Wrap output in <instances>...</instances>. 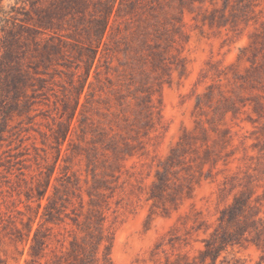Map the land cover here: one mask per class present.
Instances as JSON below:
<instances>
[{
  "label": "rangeland",
  "instance_id": "374dc122",
  "mask_svg": "<svg viewBox=\"0 0 264 264\" xmlns=\"http://www.w3.org/2000/svg\"><path fill=\"white\" fill-rule=\"evenodd\" d=\"M0 264H264V0H0Z\"/></svg>",
  "mask_w": 264,
  "mask_h": 264
}]
</instances>
